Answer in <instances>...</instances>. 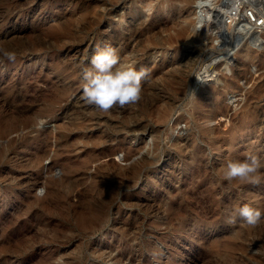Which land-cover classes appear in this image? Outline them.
Instances as JSON below:
<instances>
[{"label":"rangeland","instance_id":"1","mask_svg":"<svg viewBox=\"0 0 264 264\" xmlns=\"http://www.w3.org/2000/svg\"><path fill=\"white\" fill-rule=\"evenodd\" d=\"M190 1L0 0V47L16 55L0 65V264H264V220L226 222L245 204L264 210V181L222 178L229 159L264 161V25L254 45L225 30L213 46L211 22L181 23ZM127 7L144 10L124 23L133 33ZM137 28L161 38L158 58L122 56V31L136 48ZM107 47L147 71L142 88L220 61L206 90L187 95L170 76L174 99L140 116L82 99V71ZM209 88L228 96L202 99ZM195 103L222 112L208 125Z\"/></svg>","mask_w":264,"mask_h":264},{"label":"bare ground","instance_id":"2","mask_svg":"<svg viewBox=\"0 0 264 264\" xmlns=\"http://www.w3.org/2000/svg\"><path fill=\"white\" fill-rule=\"evenodd\" d=\"M145 1H147V0H135V2L138 4L143 3ZM245 1L252 4L253 6H255L256 11L259 15L258 20L262 19V23L258 25V23L252 24V23H249L247 21V19L245 18V15H244V11H245L244 3H246V2H244L243 0H240L238 3V5H239V7H238V11H239L238 19L239 20L236 21L232 25V27H230L231 25H224L220 21L213 23L212 30H210V38L212 39L211 43L213 44V46H215V44L218 45L217 43H219L220 39H223V36L226 35L225 30H232V36L237 38L235 44L240 42V40H242V41L247 40V41H250V44L252 45L254 42L257 43V40H259V38H261V37H259L258 31L261 30L263 25H264V11H262L260 9V7H258L257 0H245ZM228 3L232 4L233 0L232 1H229V0H206L205 5L202 8L198 9L195 6L194 0H191L190 1V13L187 17H185L181 20V23L190 25L195 31H198L201 27H203V25H208L209 22L215 20L216 18H219L220 16H223V14H226L229 10ZM152 6H153L152 4L149 5L148 11L153 9ZM180 8H182V7H180ZM123 10H125V9H122V11ZM158 10L159 11L160 10L165 11V8L162 6H159ZM143 11L140 7L139 8L127 7V9L122 13V23H123L122 28H123V30H125L127 32H131L132 29L124 28L125 27L124 23H127V21L132 22L133 18L139 16L140 13H142ZM144 22L145 21L141 22L142 25H144ZM141 23H140V25H141ZM148 24L152 27H155V25H156L154 22H151ZM125 31H122V56H124V54L126 52H128V50H129L131 52V54H134L137 56V58H138L137 61L141 64L149 62L153 57L158 58L160 56L159 55L160 49H164V45L162 44L161 38L158 36H155L154 32H152V31L146 32V31H142V30L137 28L135 36H136V40H138V43H136L138 45L136 48H132L131 46H129L126 43L129 36L128 37L126 36ZM137 31H138V34H137ZM131 33H133V32H131ZM239 38H240V40H239ZM166 46H169V45H166ZM157 50H159V52ZM226 54H227V52H226ZM168 55H169L168 52H165L164 54L161 55L162 56L161 59L163 61L167 60ZM226 59L227 58L225 57L223 59V61L224 60L226 61ZM127 60L128 59L125 57L124 60L122 61V63L124 61H127ZM201 61H203V60H201ZM219 61L220 60H218V61L214 60L211 62L210 59H206L205 61L202 62V64L194 72L190 68V67H192V66H190V62L185 61L186 63H184V65L178 64V66L173 67L172 70L169 71L171 74H169V73L168 74L170 76H175L177 74H181V76H183L182 78H180L181 80L179 79L181 82L179 83L178 82L179 80L177 82L179 83V85H182L183 88L188 89L187 95H193V93H195L196 91L206 90V85L208 82L212 81V77L214 76L213 74H215V65L217 63H219ZM173 62H174L173 64L176 65V63L181 62V61L175 60ZM224 66H225V68H227L229 66L228 62H226V65H223V67ZM189 70H191L192 72ZM188 72H190L191 74L193 73L192 76ZM163 76H164V79H160L161 83H158L159 81H157V82L154 81V82H151L150 84H148V86L146 88H142V98L139 102H137L136 104L125 105V106H129L132 109H136V111L141 114V115L139 114L140 116H142V115L150 116L152 114V112H154L151 110V108L153 107V105L155 103H156V105H158L160 103V101H159L160 98L164 99V98H166V96L168 98H170L172 95V94H170L171 89L169 87V86H171V83L170 84L168 83L170 81V79H168V78H170V76L168 77L167 74L163 75ZM187 76H188V78H186V79H188V80L185 81V77H187ZM177 77H180V76L178 75ZM156 80H158V79H156ZM214 81H216V80H214ZM187 91H186V93H187ZM208 91H209V93H201L200 97L202 99L206 98V99H210L212 101L213 100L218 101L221 98L228 96V93L223 91L222 89L217 90L215 88H209ZM168 95H170V96H168ZM172 99H174V98H172ZM167 100H165V102ZM206 106L204 104L202 105V104H196L195 103L193 108L191 109V111H189V113L194 112V111L195 112L199 111V113L203 112L201 116L207 121V124L209 125V124H211L212 118L214 117V115L217 113L218 114L221 113L222 109L213 107L211 110L207 111L205 109ZM159 107H161V106H159ZM27 114H28V112H27ZM204 133L206 135L210 136L212 134V130H206ZM65 189H67V188H65ZM252 232H254V231H252ZM27 248H28V246H27Z\"/></svg>","mask_w":264,"mask_h":264},{"label":"clouds","instance_id":"3","mask_svg":"<svg viewBox=\"0 0 264 264\" xmlns=\"http://www.w3.org/2000/svg\"><path fill=\"white\" fill-rule=\"evenodd\" d=\"M195 6L202 8L206 0H194ZM16 55L4 47H0V65L4 61L14 62ZM91 68L82 71L83 96L87 105L94 106L100 111H108L113 106L132 105L142 98V80L147 71H139L132 65L121 62L115 48L107 47L98 51L91 59ZM195 94V93H193ZM264 161L249 152L243 159H229L223 166L222 178L231 183L239 181L252 185H260L264 181ZM264 220V210L251 207L247 204L232 210L227 223L235 225L241 222L255 227Z\"/></svg>","mask_w":264,"mask_h":264},{"label":"built area","instance_id":"4","mask_svg":"<svg viewBox=\"0 0 264 264\" xmlns=\"http://www.w3.org/2000/svg\"><path fill=\"white\" fill-rule=\"evenodd\" d=\"M232 1V0H229ZM240 0H233V3H228V12L226 14H223V16H220L219 18H216L215 20L211 21V23H216L218 21H220L222 24L224 25H231L230 27H232V25L238 21V16H239V11H238V3ZM244 2H246L245 0H243ZM244 15L245 18L247 19V21L249 23H258L261 24L262 23V19L258 20V13L256 11L255 6H253L252 4L246 2L244 3Z\"/></svg>","mask_w":264,"mask_h":264},{"label":"water","instance_id":"5","mask_svg":"<svg viewBox=\"0 0 264 264\" xmlns=\"http://www.w3.org/2000/svg\"><path fill=\"white\" fill-rule=\"evenodd\" d=\"M239 40H240V38H239Z\"/></svg>","mask_w":264,"mask_h":264}]
</instances>
